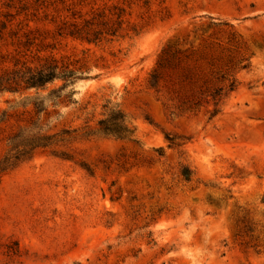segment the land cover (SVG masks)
<instances>
[{
	"label": "rangeland",
	"instance_id": "rangeland-1",
	"mask_svg": "<svg viewBox=\"0 0 264 264\" xmlns=\"http://www.w3.org/2000/svg\"><path fill=\"white\" fill-rule=\"evenodd\" d=\"M114 6L116 36L59 35ZM50 57L88 78L39 113L0 92V264H264V0H0V78ZM107 101L137 141L91 131Z\"/></svg>",
	"mask_w": 264,
	"mask_h": 264
},
{
	"label": "trees",
	"instance_id": "trees-1",
	"mask_svg": "<svg viewBox=\"0 0 264 264\" xmlns=\"http://www.w3.org/2000/svg\"><path fill=\"white\" fill-rule=\"evenodd\" d=\"M113 9L115 10L114 13L111 10L107 13L105 9L88 19L84 18L83 15L76 17V14L72 13L74 21L69 23L68 20H64L62 26L58 28V33L59 35L66 34L80 37L89 42H100L103 39L112 38L116 36L118 27L123 23L122 17L125 11L124 8H118L117 6H114ZM76 18H81L82 21L78 23ZM87 78V76H84L83 71L72 67L71 64L50 57L35 68L16 69L2 76L0 78V92L10 91L16 93L22 89H35L36 93L31 99L35 111L39 113L46 110L50 104L56 107L64 103H77L75 98L77 90L74 85L79 79ZM160 80L161 76L158 73V68L153 69L149 74V84L156 88ZM56 81H61V84L51 87L46 96H39V90H47ZM234 87L233 82L231 89ZM217 94L216 91L214 96H217ZM46 103L47 106H45ZM91 131L107 137L137 141L135 126L127 119L119 105L111 101H107L102 106L101 118L97 120L96 127ZM76 132L77 129H66L53 135L43 133L41 130L35 134H18L11 141V152L5 163L13 165L25 157L31 156L35 150L60 141L55 139L57 136L74 138L75 135L73 134ZM166 140L169 147L179 146L176 139L171 135H166ZM159 150L161 148L156 149V152H160ZM238 221L242 224L247 222L245 217Z\"/></svg>",
	"mask_w": 264,
	"mask_h": 264
}]
</instances>
